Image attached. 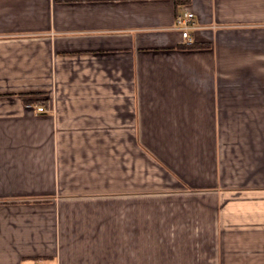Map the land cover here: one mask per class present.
I'll return each mask as SVG.
<instances>
[{
	"label": "crops",
	"instance_id": "1",
	"mask_svg": "<svg viewBox=\"0 0 264 264\" xmlns=\"http://www.w3.org/2000/svg\"><path fill=\"white\" fill-rule=\"evenodd\" d=\"M32 260L264 264V0H0V264Z\"/></svg>",
	"mask_w": 264,
	"mask_h": 264
},
{
	"label": "built area",
	"instance_id": "2",
	"mask_svg": "<svg viewBox=\"0 0 264 264\" xmlns=\"http://www.w3.org/2000/svg\"><path fill=\"white\" fill-rule=\"evenodd\" d=\"M177 24L182 31L184 42L191 44L193 41L191 30L196 27L194 12L188 10L179 12L177 15ZM37 109L40 112L46 111L45 107L41 105ZM28 264H40V262L38 260H32Z\"/></svg>",
	"mask_w": 264,
	"mask_h": 264
},
{
	"label": "trees",
	"instance_id": "3",
	"mask_svg": "<svg viewBox=\"0 0 264 264\" xmlns=\"http://www.w3.org/2000/svg\"><path fill=\"white\" fill-rule=\"evenodd\" d=\"M182 1H185V0H178V2H182ZM196 46V44H186V45H182V47H194Z\"/></svg>",
	"mask_w": 264,
	"mask_h": 264
}]
</instances>
